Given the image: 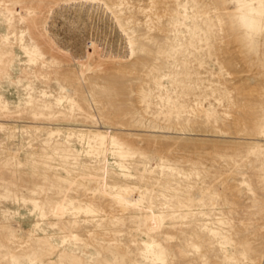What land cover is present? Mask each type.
Returning <instances> with one entry per match:
<instances>
[{"label":"rangeland","instance_id":"obj_1","mask_svg":"<svg viewBox=\"0 0 264 264\" xmlns=\"http://www.w3.org/2000/svg\"><path fill=\"white\" fill-rule=\"evenodd\" d=\"M0 264H264V0H0Z\"/></svg>","mask_w":264,"mask_h":264},{"label":"bare ground","instance_id":"obj_2","mask_svg":"<svg viewBox=\"0 0 264 264\" xmlns=\"http://www.w3.org/2000/svg\"><path fill=\"white\" fill-rule=\"evenodd\" d=\"M247 3H248L247 1H243L239 5L247 6L249 5ZM89 44H90V50H93L99 47V44H97V42L92 41V40L89 41ZM10 149L11 148H9V150ZM112 197L121 206L122 209H127L131 206L139 205L145 199L143 194L140 193L138 190L128 189V188L115 192L114 194H112Z\"/></svg>","mask_w":264,"mask_h":264}]
</instances>
